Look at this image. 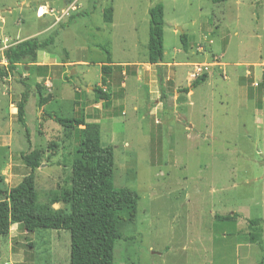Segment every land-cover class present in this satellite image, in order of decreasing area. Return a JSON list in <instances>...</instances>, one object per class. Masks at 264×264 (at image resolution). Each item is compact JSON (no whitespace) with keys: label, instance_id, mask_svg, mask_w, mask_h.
<instances>
[{"label":"rangeland","instance_id":"obj_1","mask_svg":"<svg viewBox=\"0 0 264 264\" xmlns=\"http://www.w3.org/2000/svg\"><path fill=\"white\" fill-rule=\"evenodd\" d=\"M158 3L164 57L153 68L148 9ZM55 31L52 50L38 52L42 63L23 62L0 80V191L28 175L20 156L35 149L44 152L38 205L69 189L76 134L50 116L83 113L114 149V186L140 196L135 223L115 243L114 264H264V0H0V45ZM103 50L111 63L131 64H110L105 83ZM215 58L221 66L209 67L206 81L190 90L193 66ZM94 87L110 101L96 103ZM24 92L26 128L16 110ZM229 214L237 220H215ZM68 256L63 230L27 234L13 226L0 238V264H68Z\"/></svg>","mask_w":264,"mask_h":264},{"label":"trees","instance_id":"obj_2","mask_svg":"<svg viewBox=\"0 0 264 264\" xmlns=\"http://www.w3.org/2000/svg\"><path fill=\"white\" fill-rule=\"evenodd\" d=\"M226 1L211 0L213 4ZM148 18L147 63L159 66L164 57L163 5L158 3L150 7ZM103 20L106 24L112 23V7L103 11ZM57 36L58 31H55L44 40L31 38L10 47L5 52L8 67H0V80L8 77L23 62L36 63L38 52L52 50ZM180 41L186 50L187 36L184 33L180 35ZM104 53L106 63L101 65L103 83L104 77L112 70L111 54L107 50ZM206 79V74L195 78L190 84V90L203 84ZM260 86L264 90V69ZM190 90L184 89V92L189 93ZM93 92L96 103L110 101V95L102 89L94 87ZM38 95L39 107H42V93L39 91ZM29 97V93L24 92L16 104L17 121L23 128H26L25 107ZM50 119L67 133L76 134L70 187L59 197H53L50 206L38 205L35 174L43 164L44 152L35 149L21 154V161L29 173L15 187L0 191V238L8 237L12 225H17L27 234L37 230H63L69 234L68 264H114L115 243L123 240L121 229L135 223L140 196L134 190L114 186V149L102 144L99 123L87 122L83 113L78 117L50 116ZM58 203L67 205L68 211L53 210L52 206ZM237 218L236 214L215 216L216 221L222 222H235ZM258 223L259 220L249 221L250 225ZM257 236H252V243H255Z\"/></svg>","mask_w":264,"mask_h":264},{"label":"built area","instance_id":"obj_3","mask_svg":"<svg viewBox=\"0 0 264 264\" xmlns=\"http://www.w3.org/2000/svg\"><path fill=\"white\" fill-rule=\"evenodd\" d=\"M42 8L43 7H40L37 10V16L38 17H42L44 15L43 14L44 12L42 14H40V10ZM10 47H12V46L7 45V40L3 41L2 44L0 45V67H3V68H7L8 67V60H7L6 56H5V52ZM214 65L221 66V64L216 60V58H215V61H213L210 64H195L193 66V69H194V71L192 73L193 78H197L199 76H202L203 74H206L207 71H208V68L212 67Z\"/></svg>","mask_w":264,"mask_h":264},{"label":"crops","instance_id":"obj_4","mask_svg":"<svg viewBox=\"0 0 264 264\" xmlns=\"http://www.w3.org/2000/svg\"><path fill=\"white\" fill-rule=\"evenodd\" d=\"M40 6H41V5H40ZM37 60H38L37 64H38V63H42V62H40V55H39V54L37 55ZM69 63L73 64V62H69ZM77 63H78V62H76L75 64H77ZM111 65H112L113 67H114V66H120V67H124V68H125V67H127V66H129V65H131V64H129V63H116V64H115V63L112 62ZM162 65H163V63H162L161 65H159V66H153V65H149V64H148V66L153 67V68H160V67H162ZM40 76H42V75H40ZM97 123H98V122H97ZM19 183H20V182H19ZM19 183H18V184H19ZM18 184H17V185H18ZM13 226L16 227L17 225H12V226L10 227V230L12 229Z\"/></svg>","mask_w":264,"mask_h":264},{"label":"bare ground","instance_id":"obj_5","mask_svg":"<svg viewBox=\"0 0 264 264\" xmlns=\"http://www.w3.org/2000/svg\"><path fill=\"white\" fill-rule=\"evenodd\" d=\"M43 13V8L40 10V14H42Z\"/></svg>","mask_w":264,"mask_h":264},{"label":"water","instance_id":"obj_6","mask_svg":"<svg viewBox=\"0 0 264 264\" xmlns=\"http://www.w3.org/2000/svg\"><path fill=\"white\" fill-rule=\"evenodd\" d=\"M179 31H181V29H179ZM183 34V32L181 31V34L180 35H182Z\"/></svg>","mask_w":264,"mask_h":264}]
</instances>
